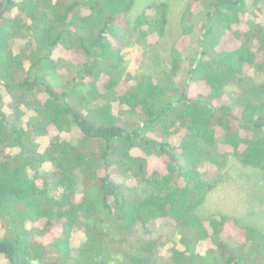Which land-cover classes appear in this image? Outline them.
I'll list each match as a JSON object with an SVG mask.
<instances>
[{"label": "trees", "instance_id": "trees-1", "mask_svg": "<svg viewBox=\"0 0 264 264\" xmlns=\"http://www.w3.org/2000/svg\"><path fill=\"white\" fill-rule=\"evenodd\" d=\"M173 1L0 0L4 264H264L262 225L206 209L228 156L264 180V3ZM135 33L170 84L123 72Z\"/></svg>", "mask_w": 264, "mask_h": 264}, {"label": "rangeland", "instance_id": "rangeland-1", "mask_svg": "<svg viewBox=\"0 0 264 264\" xmlns=\"http://www.w3.org/2000/svg\"><path fill=\"white\" fill-rule=\"evenodd\" d=\"M150 0H138L135 7V12L133 17L136 14H139L146 7L145 3H148ZM261 3H264V0H261ZM182 8V2L180 0H175L172 2V15L177 19L176 14ZM201 6L199 3H195L194 12L198 13L201 11ZM175 21V20H174ZM176 25V21H175ZM244 23L236 28L244 29ZM223 30H219L218 37ZM220 41V49L227 48L237 43L234 40L232 33L230 31L226 32ZM153 41V40H152ZM169 43L173 41V38H169ZM186 43V42H185ZM184 42L180 44L186 45ZM116 47H120L118 42L114 41ZM122 56H123V72L126 74H131L132 76L147 71L150 73L158 74L162 79L163 85L170 84L169 75L170 67L165 64V53L163 50H158L157 52L148 53L144 52V44L139 41L138 35L133 34L130 38L125 40V43L122 45ZM68 55L66 52L58 50L55 51L54 56ZM212 55V53H211ZM68 60L80 61L81 56H67ZM244 72L252 80L257 83H264V71H255L251 67H245ZM132 81H129L131 83ZM102 84V83H101ZM203 85V84H202ZM101 86V85H100ZM204 88L201 84L193 86L190 90L191 96H196L199 92L204 91ZM102 103V101H101ZM114 109H118L117 104H114ZM224 151V147L221 148ZM150 170H165V162L162 159H157L155 157L150 158L149 161ZM206 168L201 167V172H205ZM221 181L222 183L219 187L212 193L209 197V201L206 204L208 212L222 211L223 213L229 214L232 217H239L250 224H260L262 225V230H264V180L262 179V174L259 170H248L242 168L237 161L234 160L233 156H228L224 168L221 170ZM207 179V178H206ZM49 181L53 183L52 178H49ZM40 184L43 181L39 182ZM58 194V191H55ZM161 233L164 236H168L172 233L170 226L162 225L160 227ZM243 231L234 227L231 222L226 228L227 235H234L240 238ZM77 239L75 240V242ZM74 242V244H75ZM0 264H4L2 259Z\"/></svg>", "mask_w": 264, "mask_h": 264}]
</instances>
